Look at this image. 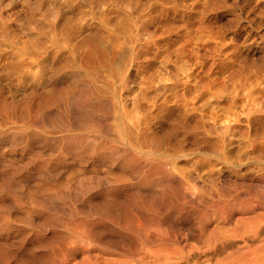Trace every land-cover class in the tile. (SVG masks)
Segmentation results:
<instances>
[{
    "label": "bare ground",
    "instance_id": "6f19581e",
    "mask_svg": "<svg viewBox=\"0 0 264 264\" xmlns=\"http://www.w3.org/2000/svg\"><path fill=\"white\" fill-rule=\"evenodd\" d=\"M110 1L37 5L48 21L28 19L35 33L21 43L0 16L10 42H0V264H264V162L250 183L225 175L264 155V38L246 44L230 82L203 83L244 108L205 120L185 91L192 71L158 89L148 74L157 58L179 57L150 32L152 0ZM136 76L145 88L132 114L123 93Z\"/></svg>",
    "mask_w": 264,
    "mask_h": 264
},
{
    "label": "rangeland",
    "instance_id": "374dc122",
    "mask_svg": "<svg viewBox=\"0 0 264 264\" xmlns=\"http://www.w3.org/2000/svg\"><path fill=\"white\" fill-rule=\"evenodd\" d=\"M177 1V8L172 11L174 7L167 1L152 0V6L145 13L151 20L150 32L155 35L161 34L164 38H159L161 42L179 51V57H173V59L165 56L157 58L148 74H153L155 86L158 89L163 84H169L171 78L175 76L182 78L187 72L192 71L196 78L188 84L185 91L191 89L197 94L195 115L207 120L209 119L208 114L216 111L224 119L231 112L244 108V97L234 99L232 94L228 93L227 96L216 99L210 90L204 88L203 83L210 81L214 76L230 82L236 70L244 64L246 44L251 41L253 43L263 41L264 37L260 33V29L264 28V17L261 15L263 3L253 0V7L249 9L244 4V0ZM88 2L89 0H0V16L6 18L15 31L14 41L21 43L30 39V35L35 33V30L28 24V19L38 23L48 21L37 9L39 7L37 5L42 8L58 5L68 10H75V8L87 10L90 8ZM109 2L111 3L110 0ZM144 2L145 0L140 1V3ZM123 8H125L123 3H120L118 7L110 6V10L115 12L114 19L125 13ZM259 23L261 27L258 26ZM91 26H94V22ZM0 42L10 43L7 37H3ZM187 48H193L195 52ZM141 61L144 62L143 59ZM8 81L9 78L6 75L0 74V83ZM144 83L143 79L136 76V82L131 83L130 91L123 93L126 108L132 114L135 113L133 101L145 88ZM182 92L184 91L181 90ZM64 107L68 109L69 104ZM241 119L244 120V118ZM0 120L3 119L0 118ZM151 120H159V116L151 117ZM242 137L243 135L237 133L235 141H239ZM243 142L244 140L241 139L240 145ZM236 150L244 158V150L240 146L236 147ZM255 157L257 156L253 154L250 159L246 161L243 159L242 167L226 168L225 175L231 177L228 181H235L238 184L244 181L250 183L252 175L258 174L257 169L254 168L258 159L264 162V155ZM261 165L264 166L263 163ZM186 172L196 177L195 180L201 185H205L201 186V189L215 190L214 180L204 168L196 169L188 165Z\"/></svg>",
    "mask_w": 264,
    "mask_h": 264
}]
</instances>
